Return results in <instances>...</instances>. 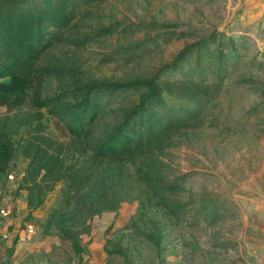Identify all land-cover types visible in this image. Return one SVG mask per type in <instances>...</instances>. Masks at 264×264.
<instances>
[{
	"label": "rangeland",
	"instance_id": "1",
	"mask_svg": "<svg viewBox=\"0 0 264 264\" xmlns=\"http://www.w3.org/2000/svg\"><path fill=\"white\" fill-rule=\"evenodd\" d=\"M86 12L79 31L94 41L46 52L42 65L74 72L47 79L41 96L112 87L93 140L122 123L149 81L201 68L209 81L222 75L223 94L153 154L106 163L69 209L54 205L58 183L34 213L38 223L22 228L25 205L1 178L9 215L0 221V264H264V0H105ZM137 47L143 57L124 64L121 55ZM5 115L0 107V121ZM26 164L19 158L10 170L17 179ZM117 191V211L97 215Z\"/></svg>",
	"mask_w": 264,
	"mask_h": 264
},
{
	"label": "trees",
	"instance_id": "2",
	"mask_svg": "<svg viewBox=\"0 0 264 264\" xmlns=\"http://www.w3.org/2000/svg\"><path fill=\"white\" fill-rule=\"evenodd\" d=\"M104 1L0 0V107L6 108L0 121V179L6 180L19 158L27 160L14 197L23 196L26 205L22 228L40 222L34 213L58 183L62 187L54 205L69 209L106 163H130L153 154L166 134L199 122L204 111L223 94L222 75L209 81L201 68L197 74L193 70L176 79L149 81L140 103L122 123L93 140L95 123L111 98L103 100L112 87L87 93L73 89L43 98L41 90L47 79L74 71L42 65L41 59L59 45L84 49L93 42L94 36L80 34L78 22L89 17L86 9ZM144 54L137 47L121 56L127 65ZM23 107L28 112L18 117ZM42 110L60 124L64 140L48 133ZM119 194L117 191L104 197L96 214L115 213L124 200ZM13 251L9 249V258Z\"/></svg>",
	"mask_w": 264,
	"mask_h": 264
},
{
	"label": "built area",
	"instance_id": "3",
	"mask_svg": "<svg viewBox=\"0 0 264 264\" xmlns=\"http://www.w3.org/2000/svg\"><path fill=\"white\" fill-rule=\"evenodd\" d=\"M21 174L19 175V179L15 177V171L14 172H9L8 175L6 176V181L7 182H12L14 183V187L12 188V192L15 194L16 187H17V182L20 180ZM17 179V180H16ZM16 184V185H15ZM9 215V207L8 203L4 199V197L0 194V221L1 224H4V220L7 219ZM5 238V236H4ZM1 239V237H0Z\"/></svg>",
	"mask_w": 264,
	"mask_h": 264
},
{
	"label": "crops",
	"instance_id": "4",
	"mask_svg": "<svg viewBox=\"0 0 264 264\" xmlns=\"http://www.w3.org/2000/svg\"><path fill=\"white\" fill-rule=\"evenodd\" d=\"M20 198H21L22 201H23L22 203L25 205V202H24V200H23V196H21ZM24 207H25V210H26V205H25ZM39 210H40V208H39L38 210H36L35 213L38 212ZM25 214H26V213H25ZM34 216H35V215H34Z\"/></svg>",
	"mask_w": 264,
	"mask_h": 264
}]
</instances>
